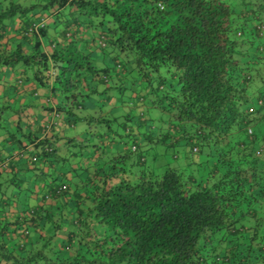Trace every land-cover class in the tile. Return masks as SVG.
<instances>
[{
	"label": "trees",
	"instance_id": "trees-1",
	"mask_svg": "<svg viewBox=\"0 0 264 264\" xmlns=\"http://www.w3.org/2000/svg\"><path fill=\"white\" fill-rule=\"evenodd\" d=\"M17 67L99 154L73 170L70 222L33 216L28 246L0 226V264H264V0H0V73ZM12 107L0 93V127ZM47 134L30 164L58 162ZM168 148L182 165L159 172Z\"/></svg>",
	"mask_w": 264,
	"mask_h": 264
},
{
	"label": "crops",
	"instance_id": "crops-1",
	"mask_svg": "<svg viewBox=\"0 0 264 264\" xmlns=\"http://www.w3.org/2000/svg\"><path fill=\"white\" fill-rule=\"evenodd\" d=\"M51 21V17H46L47 35L41 39L42 50L45 52H49L54 41L62 40L61 27H52ZM16 25V19L11 21L5 39L14 37L13 31L10 30L15 29ZM82 33L87 38L88 32ZM21 74L20 67L5 69L0 73V84H3L0 85V93L4 92L6 100L13 106V112L8 114V120L5 121V128L0 127V226L8 223L5 231L8 247L20 241L28 246L30 241L34 240L39 232V227L36 226L42 225L43 222L36 225L32 222L33 216L42 218L44 215H50L52 219L61 217L65 222L72 220L75 198L71 192L75 188L72 187L71 181L84 177L82 173L73 170L89 167L99 154L96 152L93 157L89 147L80 149L78 145L71 146L72 142L80 140L77 135L81 128L68 125L62 119L58 121L54 111L49 108H54L60 96L50 97L47 89L36 81H25ZM83 113L84 111H80L78 114ZM45 131L48 132L47 135L52 136L54 144L58 147V162L53 160L47 163L37 159L32 165L29 161L33 153L30 140L32 137L40 138ZM120 147L114 139L108 150L117 152ZM85 153L88 155L85 156ZM60 183L66 185L62 191H67L58 195L52 193L50 187ZM75 193L83 196L81 191L75 190ZM42 228L43 233L52 231L49 224L46 226L44 223ZM24 230L28 231L27 234L23 233ZM31 231L33 235H30ZM55 234L62 242L66 228L61 227Z\"/></svg>",
	"mask_w": 264,
	"mask_h": 264
},
{
	"label": "rangeland",
	"instance_id": "rangeland-1",
	"mask_svg": "<svg viewBox=\"0 0 264 264\" xmlns=\"http://www.w3.org/2000/svg\"><path fill=\"white\" fill-rule=\"evenodd\" d=\"M31 76L30 72L26 69L24 73L21 74V76ZM125 96H128V91H126L124 93ZM10 112H6L5 114L8 115ZM78 125V124H77ZM92 127H94L95 125H91ZM95 133L97 134L98 132H106L107 134V131L106 129L104 128V126L102 124L100 125H97L95 127ZM158 147V148H157ZM157 147H152L151 149L147 148L146 151L144 152L145 155H146V158H147V161H149L150 159V156H153V153L154 151L156 150H160L161 147L157 146ZM163 149V148H161ZM174 150V149H173ZM173 150L172 148H168V149H165L164 152L161 153L160 156L156 157L155 161H154V166H157L155 167L159 172L162 171V168H161V165L163 162H167L169 165L171 166H175V167H181L182 165V160L181 158H177V157H173ZM29 174H31L30 172H28ZM30 235H33V232L31 231L30 232Z\"/></svg>",
	"mask_w": 264,
	"mask_h": 264
},
{
	"label": "built area",
	"instance_id": "built-area-1",
	"mask_svg": "<svg viewBox=\"0 0 264 264\" xmlns=\"http://www.w3.org/2000/svg\"><path fill=\"white\" fill-rule=\"evenodd\" d=\"M160 8H161V5H160ZM133 149H134V146L132 145V146H131V150H133ZM23 233H24V234H27V231L24 230Z\"/></svg>",
	"mask_w": 264,
	"mask_h": 264
}]
</instances>
